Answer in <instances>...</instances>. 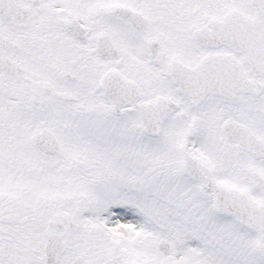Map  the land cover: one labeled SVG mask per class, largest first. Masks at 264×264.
I'll use <instances>...</instances> for the list:
<instances>
[{"label":"snow or ice","instance_id":"obj_1","mask_svg":"<svg viewBox=\"0 0 264 264\" xmlns=\"http://www.w3.org/2000/svg\"><path fill=\"white\" fill-rule=\"evenodd\" d=\"M0 264H264V0H0Z\"/></svg>","mask_w":264,"mask_h":264}]
</instances>
